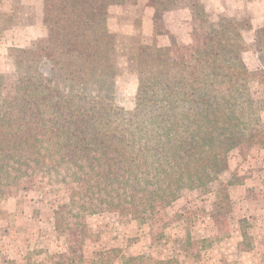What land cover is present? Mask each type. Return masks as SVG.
<instances>
[{
	"label": "trees",
	"instance_id": "obj_1",
	"mask_svg": "<svg viewBox=\"0 0 264 264\" xmlns=\"http://www.w3.org/2000/svg\"><path fill=\"white\" fill-rule=\"evenodd\" d=\"M147 2L157 21L179 0ZM135 3L40 0L45 37L8 48L19 70L9 97L0 72V199L37 177L63 187L67 202L54 213L56 228L102 212L145 220L185 190L204 192L228 168L233 149L264 148V97L253 90L264 86V69L250 70L244 60L247 51L264 52V26L253 30L248 17L216 15L210 37L194 48L193 70L170 45H140L132 106L125 108L109 9ZM189 3L197 19L211 18L200 0ZM227 185L219 187L224 199ZM82 253L72 248L71 264H81ZM98 257L99 264L133 259L117 248Z\"/></svg>",
	"mask_w": 264,
	"mask_h": 264
},
{
	"label": "rangeland",
	"instance_id": "obj_2",
	"mask_svg": "<svg viewBox=\"0 0 264 264\" xmlns=\"http://www.w3.org/2000/svg\"><path fill=\"white\" fill-rule=\"evenodd\" d=\"M145 1L109 9V29L119 36L117 89L125 108L132 106L140 45H170L172 55L193 70L194 48L208 40V21L216 15L248 17L253 30L264 26V0H203L211 16L203 19L195 17L189 0H179L176 10L164 12L157 21ZM41 18L40 0H0L5 97L13 93L19 70V59L8 54L7 45L40 43L46 34ZM253 30L246 32L249 41ZM244 60L250 70L264 69V52L247 51ZM253 90L264 97L263 85L253 84ZM239 149L229 153V172H222L204 192L185 190L171 206L145 220L102 212L86 216L83 224L66 220L56 228L54 213L67 202V190L39 177L25 180L0 199V264H71L76 246L83 252L81 264H99L98 251L110 248L133 258L121 264L168 259L174 261L170 264H264V148ZM257 178L261 185L248 187ZM226 183L228 199L219 189ZM243 183V190L229 189Z\"/></svg>",
	"mask_w": 264,
	"mask_h": 264
},
{
	"label": "crops",
	"instance_id": "obj_3",
	"mask_svg": "<svg viewBox=\"0 0 264 264\" xmlns=\"http://www.w3.org/2000/svg\"><path fill=\"white\" fill-rule=\"evenodd\" d=\"M201 1V3H203V5H204V7H205V4H204V2H203V0H200ZM145 3H147V0L145 1ZM207 12H208V10L207 9H205ZM122 31V30H121ZM31 39H32V37L30 38V41H31ZM25 47L26 46V43H25V45L24 44H8L7 45V47ZM240 150L239 148H235V149H233V150ZM228 169H230V167L228 166V168L226 169L227 171H228ZM225 170V171H226ZM225 171H223V172H225ZM229 172V171H228ZM261 181L259 182V178H257V180H255V183H252V184H250L248 187H257V186H260L261 185ZM239 187V188H238ZM234 188H236V189H244V188H246V185H245V183H243V184H241V185H231L230 186V188L229 189H234Z\"/></svg>",
	"mask_w": 264,
	"mask_h": 264
}]
</instances>
